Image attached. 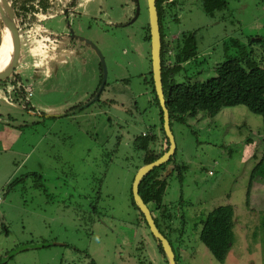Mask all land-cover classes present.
Instances as JSON below:
<instances>
[{"label": "rangeland", "instance_id": "rangeland-1", "mask_svg": "<svg viewBox=\"0 0 264 264\" xmlns=\"http://www.w3.org/2000/svg\"><path fill=\"white\" fill-rule=\"evenodd\" d=\"M138 1L133 22V0L65 1L63 10L53 8L33 28L56 39L37 55L29 54L37 47L28 34L26 47L21 33L17 69L32 94L24 109L0 87V264H167L130 195L142 166L133 137L160 128L144 40L148 10L146 0ZM226 1L209 16L201 0H179L172 11L176 20L166 15L160 21L170 48L179 34L195 35L196 53L172 71L169 82L206 80L226 59L242 58L245 68L246 62L264 66V0ZM87 41L104 58L106 83L98 101L66 115L86 104L100 84V61ZM59 47L74 52L58 65L56 77L34 83L40 68L34 61ZM171 131L172 163L180 166L181 178L173 171L168 179L163 203L177 218L176 230L164 232L176 264H264L263 168L249 189L262 157L261 116L243 105L214 116L198 111L172 120ZM225 205L233 211L232 241L218 262L199 232L206 215Z\"/></svg>", "mask_w": 264, "mask_h": 264}, {"label": "trees", "instance_id": "trees-1", "mask_svg": "<svg viewBox=\"0 0 264 264\" xmlns=\"http://www.w3.org/2000/svg\"><path fill=\"white\" fill-rule=\"evenodd\" d=\"M7 1L15 18L21 43V33L24 34V38L26 40L29 30L35 28L41 19L51 13L53 8H60V10H63V7L65 6L63 3L65 1L71 2L72 0ZM133 1L134 13L135 0ZM62 4L63 6H61ZM177 4H179V0H156L161 41V76L165 105L169 112L170 128L172 120L183 121L187 115L194 116L198 111H205L209 116H214L221 108L237 105H243L251 112L260 115L262 120V157L256 164L251 174V182L249 185L250 189L255 175L258 173L257 170L261 168L264 170V66L252 64L253 62H246L247 68H245L240 64V60L242 58L230 60L226 59L213 67L214 76L206 80L185 81L182 83L169 82L171 81L170 74L172 71L178 70L180 63L188 60L196 53L195 35L193 32H183L175 39H172L171 42L173 43V46L171 48L169 47L170 42L168 43V41L165 39V34L162 33L160 21L164 19L166 15L169 17L170 21H175L176 14L172 13V11L173 8L177 6ZM201 4L204 13L212 16L216 12L222 11L224 8H226L227 1L201 0ZM5 30V26L0 17V49L4 46ZM144 40L150 44L149 23L145 27ZM253 40L255 41L259 39L255 37ZM24 45L26 46V44ZM148 56L150 63V50ZM8 65L9 64L7 61L0 69V72L3 71ZM17 68L7 78L0 81V87L6 95L10 94L13 96L12 100L14 102H20L22 108L27 109L29 104L24 87L21 84L22 81ZM149 73L153 92L151 104L155 105L158 109L160 127L158 132L163 137V139H165L166 147L163 150L154 148L157 142L156 134L154 133H151L150 135H148V133H143L139 136H134L133 143L135 144L136 148L142 152V165L154 161L164 152H166L169 147L168 139L163 130L162 110L154 91L151 70ZM101 77L102 70L100 82ZM79 107H81V105L74 107L72 110L76 108L78 109ZM150 139L153 143H150ZM173 156H171L168 161L155 167L149 173L145 174L138 184L140 197L149 207L152 215L153 211L157 213L155 217L153 215V220L158 230L166 239L168 238L165 234L166 232L164 231L171 233L172 231L176 230V226H173V219L177 218V214L173 213L171 216L168 215L165 204L163 203V197L168 184V179L173 171L177 172L178 177L181 174L180 166L172 163ZM130 195L132 205L138 211L140 219L148 229L150 235L153 237L143 214L136 206L132 198L131 188ZM232 215L233 211L229 205L220 206L213 209L206 215L202 224V228L199 232V239L208 248L212 256L218 262L223 261L232 241ZM161 224H163L164 230L160 228ZM154 240L156 241L157 248L163 255L164 260L168 264V260L159 241L156 238H154Z\"/></svg>", "mask_w": 264, "mask_h": 264}, {"label": "water", "instance_id": "water-1", "mask_svg": "<svg viewBox=\"0 0 264 264\" xmlns=\"http://www.w3.org/2000/svg\"><path fill=\"white\" fill-rule=\"evenodd\" d=\"M146 5H147L148 19H149L148 23H149V36H150V64H151L152 80H153L154 91L157 96L160 108L162 110L163 130L168 139L169 147L167 151L164 152L160 157H158L152 162L142 165L137 170L132 180L131 193L136 206L139 208V210L141 211V213L143 214L146 220L150 232L152 233L153 237L159 241L162 250L164 251L166 258L168 260V264H176L175 254L173 252L171 244L169 243L168 239H166L158 230L153 220V215L149 207L143 202L142 198L139 195V190H138V184L141 178L145 174L149 173L155 167L168 161L169 158L174 155L176 149L174 137L169 124V112L165 105V97H164L163 85H162L161 58H160L161 41H160V27L158 21V13L156 9V0H146ZM6 8H8V10H6ZM139 12H140L139 1L135 0V12L130 22H133L138 17ZM0 17L3 21L5 29L10 33L11 41H12L11 43L13 48L12 58L9 65L3 71L0 72V81H1L7 78L18 67V63L22 53V48H21L20 37L15 22V18L13 16L11 7L7 0H0ZM72 32L73 31L70 29L69 34H73ZM87 43L96 52L98 59L100 61V67L102 70L101 82L96 92L94 93L93 97L86 104L82 105L78 109L69 112L68 115L78 112L82 108L87 107L89 104L97 101L106 83V65L104 58L94 43H92L91 41H87ZM48 116L51 115H47L46 117Z\"/></svg>", "mask_w": 264, "mask_h": 264}, {"label": "crops", "instance_id": "crops-1", "mask_svg": "<svg viewBox=\"0 0 264 264\" xmlns=\"http://www.w3.org/2000/svg\"><path fill=\"white\" fill-rule=\"evenodd\" d=\"M25 44L26 46H28L27 44V40H25ZM29 54L30 51H28ZM73 49H69V47L63 48V47H59V49L57 51H51V53H47L46 51L42 52V58H43V62L42 65H40L39 69H34V74L32 76V80L34 83L36 84H43L45 85V83H47L48 81H50L52 79V77H56V75L58 74V65H64L65 63H67L66 61V54L67 53H73ZM78 57V56H76ZM39 70L42 71V75H39ZM27 87H31L32 86H27ZM45 89V88H44ZM44 91H47L46 89ZM51 109V108H50ZM53 113V112H52ZM68 114V113H66ZM65 115V114H64ZM156 144H159V148L160 150L165 149L166 147V141L165 139H163V137L160 135V133L157 131L156 132Z\"/></svg>", "mask_w": 264, "mask_h": 264}, {"label": "built area", "instance_id": "built-area-1", "mask_svg": "<svg viewBox=\"0 0 264 264\" xmlns=\"http://www.w3.org/2000/svg\"><path fill=\"white\" fill-rule=\"evenodd\" d=\"M41 31V30H39ZM28 36L32 42V44H35V47L37 49L29 48L28 51H30L31 55H37L38 51H42L44 48H50L53 47L54 43L56 42V39L51 37L50 34H41L37 31V29H31L28 32ZM30 45H28L29 47ZM43 58L42 54H40V58L36 61H34V66L39 67L42 65ZM25 93L27 97H30L32 94V88L31 87H25Z\"/></svg>", "mask_w": 264, "mask_h": 264}, {"label": "bare ground", "instance_id": "bare-ground-1", "mask_svg": "<svg viewBox=\"0 0 264 264\" xmlns=\"http://www.w3.org/2000/svg\"><path fill=\"white\" fill-rule=\"evenodd\" d=\"M5 7V5H4ZM6 10H8V8H6ZM11 36L10 33L5 30V35H4V46L2 48V51L0 53V69L5 65V63L7 62L11 50H12V43H11Z\"/></svg>", "mask_w": 264, "mask_h": 264}, {"label": "flooded vegetation", "instance_id": "flooded-vegetation-1", "mask_svg": "<svg viewBox=\"0 0 264 264\" xmlns=\"http://www.w3.org/2000/svg\"><path fill=\"white\" fill-rule=\"evenodd\" d=\"M160 27V26H159ZM92 97V96H91ZM77 109V108H76ZM75 110V109H74ZM71 112V111H70Z\"/></svg>", "mask_w": 264, "mask_h": 264}]
</instances>
